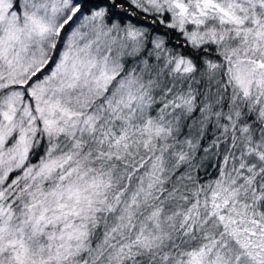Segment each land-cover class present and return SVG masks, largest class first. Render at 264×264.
<instances>
[{"label":"trees","instance_id":"16d2710c","mask_svg":"<svg viewBox=\"0 0 264 264\" xmlns=\"http://www.w3.org/2000/svg\"><path fill=\"white\" fill-rule=\"evenodd\" d=\"M70 1L78 6L77 15L100 10L103 26L138 27L142 46L132 55L124 50L122 71L144 83L152 80L141 99L110 114L106 127L70 136L66 125H57L30 150L33 163L50 149L60 157V166L75 155L88 160L87 173L100 196L90 203L93 210L81 225L87 248L80 263L175 264L195 257L196 264H264L263 257L237 239L252 222L264 226V0H216L247 20L219 25L216 35L196 43L170 24L166 11L148 2ZM178 58L188 68L176 69ZM238 61L252 67L249 92L233 75ZM160 81H165L162 88L148 89ZM7 88L0 89V97ZM163 109L169 114L161 115ZM149 123L159 130L150 131L155 145L148 143ZM10 140L15 142L14 137ZM155 161L160 179L123 220L137 182ZM223 177L238 192L231 204L210 211L204 189ZM151 215L170 233L165 241L113 257Z\"/></svg>","mask_w":264,"mask_h":264},{"label":"rangeland","instance_id":"374dc122","mask_svg":"<svg viewBox=\"0 0 264 264\" xmlns=\"http://www.w3.org/2000/svg\"><path fill=\"white\" fill-rule=\"evenodd\" d=\"M140 1L166 11L170 24L195 43L216 35L219 25L247 20L216 0ZM78 9L70 0H0V89L8 86L0 97V264H81L87 248L80 238L81 225L93 210L90 203L100 196L87 173L88 160L75 155L60 166V157L50 149L33 163L30 150L57 125H66L70 136L106 127L117 107L130 106L152 82L135 80L122 71L124 50L132 55L142 46L138 27L103 26L100 10L77 15ZM187 64L178 58L175 68H188ZM233 75L245 91L251 90L254 76L249 64L235 62ZM164 83L148 89H160ZM160 114L169 113L163 109ZM146 129L149 145H155L156 136L150 131L159 130L152 123ZM158 179L155 161L137 182L121 218L136 210ZM204 190L210 211L231 204L238 192L228 177L208 183ZM246 229L237 238L239 244L264 258V226L252 222ZM167 234L157 217L148 216L113 257L154 246ZM183 263L196 264V259Z\"/></svg>","mask_w":264,"mask_h":264}]
</instances>
